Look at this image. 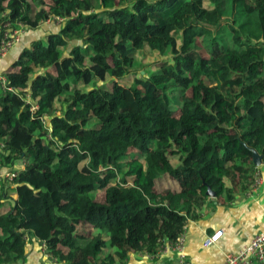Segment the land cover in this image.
<instances>
[{"label": "trees", "instance_id": "1", "mask_svg": "<svg viewBox=\"0 0 264 264\" xmlns=\"http://www.w3.org/2000/svg\"><path fill=\"white\" fill-rule=\"evenodd\" d=\"M49 18L60 31L0 82V174L15 173L0 179V264L23 262L32 239L55 264L154 256L200 218L207 187L217 204L251 192L264 0H0V39ZM142 46L164 59L124 86Z\"/></svg>", "mask_w": 264, "mask_h": 264}, {"label": "crops", "instance_id": "2", "mask_svg": "<svg viewBox=\"0 0 264 264\" xmlns=\"http://www.w3.org/2000/svg\"><path fill=\"white\" fill-rule=\"evenodd\" d=\"M62 22H43L36 28L25 27L20 40L0 60V77L11 68L24 49H29L35 42H46L50 34H57ZM80 45L73 42L66 48L64 56L70 49ZM43 71H40L42 73ZM19 165V169L23 168ZM261 183L256 191L239 192L235 188L234 199L217 204L214 199L203 206L198 220L188 221L185 230V243L180 254L172 253L167 245L164 250L152 257L146 253H130L125 264H223L227 255L242 251L252 237L264 230V165L260 166ZM237 177L234 181L237 182ZM230 187L228 180L225 181ZM221 231L222 235L215 245L204 246V240L211 234ZM95 235L96 232L91 233ZM18 264H55L48 260L46 250L34 239L26 247V258Z\"/></svg>", "mask_w": 264, "mask_h": 264}, {"label": "built area", "instance_id": "3", "mask_svg": "<svg viewBox=\"0 0 264 264\" xmlns=\"http://www.w3.org/2000/svg\"><path fill=\"white\" fill-rule=\"evenodd\" d=\"M57 21V22H63L62 19L56 18H49L45 21ZM25 26L19 25L17 29L12 30L11 25L8 24L5 26V31L0 39V60L8 53V51L19 42L20 40V34L22 29H24ZM0 82H2L3 86H5V79L4 77H0ZM7 89V88H6ZM10 90V89H8ZM30 99H28L29 102ZM35 110V107H32L31 111ZM23 169V168H22ZM15 173H4L2 176L0 174L1 178H7L8 180H12ZM256 180L255 184L253 185L252 191H256L257 187L261 183L259 172L256 173ZM222 235L221 231H217L211 235H209L204 240V246L210 247L211 245H215L217 241L219 240L220 236ZM185 243L184 234L174 243H165L164 246L160 249V251L157 254H160L163 250L165 245L169 248V250L173 253L180 254L183 251ZM157 254H155L152 257H155ZM223 264H264V230L256 233L249 244L239 253L235 255H227L225 257V261Z\"/></svg>", "mask_w": 264, "mask_h": 264}, {"label": "rangeland", "instance_id": "4", "mask_svg": "<svg viewBox=\"0 0 264 264\" xmlns=\"http://www.w3.org/2000/svg\"><path fill=\"white\" fill-rule=\"evenodd\" d=\"M204 6L209 10L212 9L211 3L209 1H205ZM34 10H35V8H34ZM200 53L202 55H206V51L204 49L201 50ZM163 59L164 58L158 59L157 55L155 56L153 54H150L147 46L140 47V49L137 52H135L131 57H129L126 61V66H129L131 69V75L129 76L130 81L123 80L122 84L124 86H127V87L130 86L131 82L133 81V77H134L133 74L134 73L141 72V74H142V68L145 66H149L150 70H153L155 68L154 65L156 63V60L163 61ZM168 59H169V57L167 56L166 60H168ZM97 85L98 86H105L106 88H109V83L107 80L101 81L100 83L98 82ZM32 111H31V113H32ZM176 161H177L176 158L171 160L173 165L177 164ZM4 171L1 173L2 176L4 175V173H6V171L5 172ZM7 182L8 183L6 184V188H8V190H9L11 187L10 181L7 180ZM93 195H94L96 201H102L106 195V192H98V193H95Z\"/></svg>", "mask_w": 264, "mask_h": 264}, {"label": "water", "instance_id": "5", "mask_svg": "<svg viewBox=\"0 0 264 264\" xmlns=\"http://www.w3.org/2000/svg\"><path fill=\"white\" fill-rule=\"evenodd\" d=\"M252 162L255 167H260L262 165V156L255 150H252ZM206 195L211 199L215 198V193L209 187H207Z\"/></svg>", "mask_w": 264, "mask_h": 264}]
</instances>
